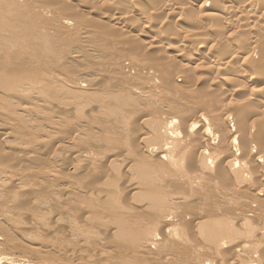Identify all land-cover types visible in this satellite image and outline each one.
<instances>
[{
  "label": "bare ground",
  "instance_id": "bare-ground-1",
  "mask_svg": "<svg viewBox=\"0 0 264 264\" xmlns=\"http://www.w3.org/2000/svg\"><path fill=\"white\" fill-rule=\"evenodd\" d=\"M54 1L0 0V264H264V0H134L131 7L123 3L131 8L126 12L112 2V12H102L107 25L83 28L78 17L90 22V15L69 6L79 0H63L70 8ZM197 4L196 32L171 26L172 13L178 19ZM158 14L165 18L156 22ZM89 24L133 33L125 34L131 44L118 33L127 39L125 49L133 43L149 53L164 46L176 53L171 57L180 69L188 50L197 51L194 44L198 50L206 46L207 53L197 51L206 64L194 70L200 78H193L198 81L191 89L184 78L190 68H182L185 89L175 80L171 57L167 68L165 60L151 64L136 49L151 65H122L127 76L121 81L130 80L135 96L95 93L85 113L81 105L91 103L84 94L96 92L104 79L92 82L75 72L86 60L80 39L93 36ZM88 43L87 58L100 56ZM123 49L117 56L132 55L131 46L126 54ZM140 68L151 78L135 86L129 75ZM243 92L244 101L234 103ZM153 100L160 104L146 103ZM126 108L137 122V113L143 115L134 123L141 124V134L128 124ZM95 113L108 115V125L99 122L97 128ZM128 126L138 138L134 130L125 133ZM57 135L66 146L54 142ZM67 156L81 162L63 163ZM58 164L70 171H63V184ZM81 172L87 174L81 175L84 185ZM61 189L66 199L57 194ZM23 202L34 210L23 209Z\"/></svg>",
  "mask_w": 264,
  "mask_h": 264
},
{
  "label": "rangeland",
  "instance_id": "rangeland-1",
  "mask_svg": "<svg viewBox=\"0 0 264 264\" xmlns=\"http://www.w3.org/2000/svg\"><path fill=\"white\" fill-rule=\"evenodd\" d=\"M53 1H54V0H53ZM61 1L63 2V0H61ZM85 1H86V0H85ZM87 1H90V2H89V5H87L88 3L85 4V2H83V0H82V2L79 0V3H78V2H77V3L74 2L75 4H72V3L70 4V2H69V6L72 5V6H70V7H74V6L76 5V7H74V9H76V10H78V8L81 9V10L76 11L77 13L80 11V12L83 13V15H84V14H85V15H88V16L90 15V16H89V17H90V19H89L90 22H89L87 19H85V18L83 19V17H80V18H82L83 20L80 19V18L78 17L79 14H77L78 22H80V23H79L80 28H83V27L87 26L88 23H93V22L95 23V25H100V26H102V24H103V25H105V24L107 25V24H108V19H104V18L102 17V12H103V13H105V11H106V13H108V11H111V12H112V9H107L109 5L111 6L110 3H112V2H113V3H116V6H117V4H118V7H121V8H120L121 11L124 9L123 12L125 11V9H126V11H128L129 9H130L129 11H131V8H130L131 6H130V5H131L132 3H134V4L136 3V1H134V0H123L124 2H123L122 0H118L117 2L112 1V0H109V3L106 4V2H107L108 0H92L93 4L95 5V6H92V2H91V0H87ZM80 2L83 3V4H85L87 7H86L85 5L83 6V4L81 5ZM120 2H121V3H120ZM125 2H127V3H125ZM129 2H130V3H129ZM54 3H58V2H57V1H54ZM63 3H64V6L68 7V5L65 4V1H64ZM67 3H68V2H67ZM90 3H91V5H90ZM123 3H124L125 5H127V6H130V7L127 9V7H126L125 5H123ZM77 4H78V5H77ZM119 4H120L121 6H119ZM61 5H62V4H61ZM79 5H80V6H79ZM122 5H123V6H122ZM77 6H78V7H77ZM89 6L91 7V9L89 8ZM110 6H109V8H110ZM132 6H133V5H132ZM70 7H68V8H70ZM84 7H85V8H84ZM93 7H94V8H93ZM96 7H97V8H96ZM122 7H123V8H122ZM125 7H126V8H125ZM92 8H93L94 10H96V9H97V10H96V11H93ZM95 8H96V9H95ZM72 9H73V8H72ZM83 9L85 10V12L83 11ZM89 9H90V10H89ZM106 9H107L108 11H107ZM91 10H92V12H87V11H91ZM198 10H199V7H198V4H197V7H193V9H191L190 12H187V14H186V12H185L184 15H182V16L177 15V17L179 16V17L182 18V19L185 17L183 20L181 19L182 21L179 20V21H177V22L175 21V19L178 20V19H180V18H179V17H178V19H177L176 17L174 18V16H176V15H175L174 13H172L171 16H170V19L173 17V18L171 19L173 24H172L171 26H173V27L175 26V28H177V30H179V32H183V33H184V32H187V31H188V32H190V31H191V32H192V31L196 32L195 30L198 29V27H197L198 25H197V21H196V19L199 18V17H197V15H199ZM65 11L68 12V11H70V10L65 9ZM74 11H75V10H74ZM126 11H125V12H126ZM191 11H192V12H191ZM80 12H79V13H80ZM69 13H71V11H70ZM72 13H73V11H72ZM82 13H81V14H82ZM89 13H90V14H89ZM196 13H197V14H196ZM81 14H80V15H81ZM185 14H186V15H185ZM189 14H192V16H190ZM193 14H194V15H193ZM85 15H84V17H85ZM103 15H104V14H103ZM158 15H159V14H158ZM158 15L155 16V21H156V22L162 21L161 19H162L163 17L165 18V15H159V16H158ZM188 15H189L190 17H188ZM81 16H82V15H81ZM88 16H86V17H88ZM157 16H158V18L160 17V18L158 19V21H157ZM186 16H187V17H186ZM98 17H99V18H98ZM161 17H162V18H161ZM194 17H195V19H194ZM196 17H197V18H196ZM93 18L95 19V21L97 20L96 22H98V21L100 20V23L103 22V21H104L105 23L103 22V23H101V24H100V23L97 24L95 21H92V22H91V19L94 20ZM164 18H163V19H164ZM79 19H80V20H79ZM98 19H99V20H98ZM173 19H174V20H173ZM205 19H206V18H205ZM84 20H86L87 23H86V21H84ZM101 20H103V21H101ZM193 20H194V21H193ZM206 20H208V19H206ZM106 21H107V22H106ZM174 21H175V22H174ZM211 21H212V20H210V21L208 20V23H206L205 21H203V22L206 23V24H208V25H212L214 22H215V23H214L215 25H216L217 23H219V25H217V26H219L220 29H225L226 32L228 31V29L225 28L226 26H225V27H221V26L225 25V24H221L222 22L220 23V21H218V22H217V21H214V22L212 21V22H211ZM82 22H84V23H82ZM193 22H195L196 24L193 23ZM210 22H211L212 24H211ZM216 22H217V23H216ZM206 24H205V25H206ZM214 24H213V25H214ZM84 25H85V26H84ZM89 25H90V24H89ZM89 25H88V29H89V31L91 30V31H90L91 33H90V34L93 35V36H91V38H89L88 40L84 39L85 41L83 40V38L80 39V37H79L80 41L82 40L81 43H82V42H83V43L85 42L84 46H86V49H85L86 52H85V53L83 52V54H85V57H84V58H85L86 60H83L82 62H79L80 64L77 63L79 66H81L80 68H78L79 66H77L76 63L74 64L75 66H77L76 68H78L79 71H78V69H76L75 67L72 68V66H71V70L73 71V70L76 69L77 71L75 70V72H77V73H78V72H79V73L81 72L80 74H83V75H89V77H91L90 79H91L92 82H93V79L100 80L101 77L104 78V79H103L102 81H100L101 84H102V86H101V85H100L101 87H100V86H97V91H96V92H93V90H89V91H87V92L84 94V96H85V102H88V104L91 103V106H87V105H84V106H83V105H81V107H83V109H85V110H84V112L86 111L85 113H87V111H88L87 109H89L90 107H93V98H94L93 95H94L95 93H97V94H107V93H109L110 91L115 92V93L118 91L116 94H120V95H121V93H122V95H126V94L129 95V94L131 93L133 96H135V95L133 94V92L130 90V86H128L129 83L126 84V82H127V81L130 82V80L127 79V80H125L124 82L121 81V79H124L123 77L127 76V75L125 74V70H123V69H125V68H123L124 66L122 67V65H125L126 63L131 64V62H132V63L140 64L141 66L146 67V66H150V65H151L152 63H154V62H155V63H159V62H160L159 59H160L161 62H162V61L164 62V60L166 61V62H164V63H166V67L169 66V65L173 66V70H174V69L176 70L177 68H178V70H179V69H180L179 67H181V65H179V66L176 65V66H177V68H176V66L173 65V57H171V56H174L176 53H173V52L167 50L164 46L159 47L157 50H151V51H148L149 53H147V51L144 52V50L141 49V46H139V45L137 44V47L140 48V49H138V48L136 47V45H135L136 43H135V44H134V47H136V49L139 50V52H140V53H139L136 49H134V48L132 47V46H133V43H132V45H129V44L127 43V46L129 45V48H130V46H131V51H130V52L133 51V52H132V55H133V54H136V55H135L136 58H135V57H134L135 59L133 58L134 61H133V60H132V61H129V60L131 59V58H129V56L131 57L132 55H131L130 53H127L128 56L125 57L126 59L124 58V55H122L123 58L125 59V60H123L122 56H120V55H121V53H122V49L125 47V42L123 43L122 39H123V38H127V39H128L129 36L126 37V35H128V34L130 35L131 33H129V32H125V33H124V32H123L124 34H122L121 31H117V33H116V32H115L116 30H114V29H113V30H112V29L110 30V29H108V28H106V27H105V28L102 27V28H103V32L106 31V34L108 33L109 36L107 37V35H106L105 33H103V32L100 33V34H98L99 31L101 32V29H102L100 26H98V27H99V28H98L97 26H94V24H92V25H90V26H92V27L90 28ZM82 26H83V27H82ZM195 26L197 27V29L195 28ZM96 27H97V29H95ZM168 27H169V26H168ZM168 27H167V28H168ZM137 28H138V27H137ZM137 28H136V29H137ZM105 29H107V30H105ZM170 29H172V27H171ZM170 29H168V31H169ZM193 29H194V30H193ZM220 29H219V31H220ZM108 30H109V31H108ZM172 30H174V28H173ZM189 30H190V31H189ZM225 30H222V32L226 33ZM110 31H111V32H110ZM119 32H120L122 35H124V36H122L123 38H122L121 36H119V35H121V34L118 35ZM177 32H178V31H176V33H177ZM113 33H114V34L116 33L117 35H116V34H115V35H116L117 37L114 36ZM126 33H127V34H126ZM220 33H221V32H220ZM224 33H223V34H224ZM103 34H105V36H104ZM125 34H126V35H125ZM132 34H133V33H132ZM132 34H131V35H132ZM180 34H181V33H180ZM180 34L177 35V36L179 37ZM95 35H96V36H95ZM131 35H130V36H131ZM113 36H114V37H113ZM118 36H119V38H118ZM105 37H107V40H108V41H106V38H105ZM120 37H121V39H120ZM212 37H213V36H210V37L207 39V44L210 42L207 46H210V45L212 44V43H211L212 40H210V38L212 39ZM93 38H95V39L98 41V42L96 41V44H94L95 42H93V41H94L95 39H93ZM104 38H105V40H102V39H104ZM108 38H109L110 40H109ZM179 38H180V37H179ZM98 39H99V40H98ZM127 39H123V40H127ZM113 40H114V41H113ZM120 40L122 41V42H121V46H119V42H118V41H120ZM86 41H87V45H86ZM102 41H103V43L108 42V43H106V44H107V45H106L107 48L105 47V44H103V43H102L103 45L101 44ZM109 41H110V44L112 43V47H111V48H110ZM88 42L92 43V44L95 46L96 50H98V51L95 52V53H96V54H100V56L93 55V56H96V57H92V59H89V57L87 58V54H88V55L90 54V52L88 51L89 49L87 48V46H90V45H91V44H89ZM116 42H118V44H116ZM126 42H129V43L131 44V40H129V39H128ZM122 43H123L124 45H122ZM88 44H89V45H88ZM114 44H115L116 46H114ZM96 46H97V47H96ZM101 46H102V47H101ZM103 46H104V47H103ZM108 46H109L110 50H109ZM198 46H200V45L198 44V45L196 46V45L194 44V45L192 46L191 49H192V50H195V49H196V50L198 51V53H199L200 51H201V52H204V50H205V53L208 52V47L206 48V46H205L204 50H203V49L198 50V48H197ZM114 47H115V48H114ZM119 47H121V49H120ZM193 47H194V49H193ZM195 47H196V48H195ZM99 48H100V49H99ZM105 48H106V50H108V51H106ZM116 48H117V49H116ZM118 48H119V49H118ZM129 48L127 49V47H126L127 51L130 50ZM113 49H115V51H114V52H115V55H114V52H112ZM124 49H125V48H124ZM124 49H123V52H125V53H123V54H126V51H124ZM126 49H125V50H126ZM132 49H133V50H132ZM117 50H118V51H119V50L121 51V53H119L120 55L118 54L119 56H117V54H116V53H117V52H116ZM196 50H195V51H196ZM136 51H137V53H136ZM142 51H143L144 53H143ZM197 51L193 53L191 50H188V53H189V54H188V58H189V59H188L187 62H184V63H183V64H185V63L187 64V65L185 64V65L187 66V67H185V69H187V68L189 67L191 70H193V71L196 70V71L198 72V70H200L202 67L205 66V64H206V63H205L206 60L203 59V58H199L198 55H197V54H198ZM105 52H106V53H105ZM107 52H110V54L107 53ZM111 52H112V53H111ZM95 53H94V54H95ZM102 53H105V54H103L104 57H103ZM138 53H139V54H138ZM142 53L144 54L143 56H145V55L147 56V54H148V56H147L148 60H152V59H153L154 61H153V60H152L153 62H152V61H151V62L148 61V63H147V59H146V61H144V62L141 61L139 58H140V57H143L142 55H140V54H142ZM145 53H146V54H145ZM191 53H192L193 55H192ZM107 54H109V55L112 56V57L108 56ZM137 54H138V56H140V57H138ZM190 54H191V55H190ZM194 54H195V55H194ZM106 56H107L111 61H110ZM116 56H117V57H116ZM97 57H99L98 60L101 59L100 57H103V59L106 57L107 60H106V58H105V59H104L105 62H103V63H104V64H105V63L109 64V63L111 62V63H110V66L113 67V64H114V68H110V67H108L109 65H107V64H105V65H106V66H105V65L102 63V60H103V59L100 60V62H99L98 60H96ZM119 57H120V58H119ZM137 57H138V58H137ZM169 57L172 58V59L170 58L171 61H172V63H171ZM95 58H96V59H95ZM112 58H115V60L112 59ZM118 58H119V59H118ZM127 58H128V59H127ZM88 59H89V60H88ZM136 59H137V60H136ZM155 59H156V61H155ZM168 59H169V61H170V63H171V64H169V65H167L168 62H169ZM94 60H96V63H100L99 66H98V64H96L95 62H93ZM113 60H114V61H113ZM119 60H120V61H119ZM135 60H136V61H135ZM139 60H140V61H139ZM142 60H145V58L142 59ZM157 60H158V62H157ZM84 61H87L88 63H86V62H84ZM97 61H98V62H97ZM137 61H138V62H137ZM167 61H168V62H167ZM89 62H90V63H89ZM115 62H116V63H115ZM119 62H122V64L120 63V64H121V65H120ZM149 62L151 63L150 65H149ZM81 63H82L83 66H85V68L81 65ZM85 63H86V64H85ZM90 64H93V65L95 64V67L92 69L91 67H93V65H90ZM117 64H119L120 67H119V65H117ZM161 64H163V63H161ZM101 65L104 66V67H102ZM115 65L117 66V68H120V69L118 70L119 72H122V70H123V72H124V73L122 72L123 75L118 73L117 68H115ZM185 65H182L183 71H184V66H185ZM201 65H202V67H201ZM203 65H204V66H203ZM86 66H88V67H86ZM164 66H165V65H164ZM171 66H169V68H172ZM199 66H200V67H199ZM82 67H83V68H82ZM81 68L83 69V71H80ZM86 68H87V69H86ZM97 68H98V69H97ZM167 68H168V67H167ZM182 68H181L179 71L176 70L177 72L174 71V77L177 76V78H175V80H177V83H178V82H179V83L182 82V83H180V84H181V86H183V87L186 86V83H187V80H188V83H187V84H189V82H190L191 85H190V84L187 85V88L189 87L188 89H191V88L193 87L192 85L198 81L197 78H200V77H198V76H200V75H199V74H198V75L195 74V73H196L195 71H194V73H192V71L189 72L190 69L188 68L189 70H188V71L186 70V73H187V72L189 73V74L187 73L188 76L184 73L185 71H184L183 73H184L187 77H189V79L192 80V81H189V79H188L186 76H184V78L187 79V80H186V81H183L184 78H182V77H183L184 74H182ZM89 69H90V71H89ZM91 69H92L93 72L91 71ZM94 69H95V70H94ZM96 69H97V70H96ZM103 69H105V70H103ZM108 69H109V70H108ZM113 69H114V70H113ZM121 69H122V70H121ZM85 70H86V71H85ZM111 70H113L114 72H113V71L111 72ZM115 70H116V71H115ZM138 70H139V72H138V71H133V73H131L130 75L128 74L129 77L131 78V83H133V85H135V86H137L138 84H140V85H141V84L147 85V83L149 82V79L151 78L150 75H147V74L145 75L144 71L141 70V68L138 69ZM95 71H96V72L99 71V72L94 73ZM106 71H109V72L112 73L113 75H112V74L110 75V74L106 73ZM142 71H143V73H142ZM180 71H181V74H182V75H180ZM89 72H91L92 74L89 73ZM103 72H104V73H103ZM88 73H89V74H88ZM102 73H103V74H102ZM105 73H106V74H105ZM136 73H137V74H136ZM138 73H139L140 75H139ZM175 73H176V74L179 73V75H180L181 77H179L178 74L176 75ZM190 73H192L193 76H191L192 74L190 75ZM90 74H91V76H90ZM95 74H96V75L98 74L97 76H98L99 78L96 77ZM116 74H117V75H116ZM133 74H135L136 77H135V75L133 76ZM94 75H95V77H94ZM99 75H101V77H100ZM121 75H122V76H121ZM124 75H125V76H124ZM105 76H106V79L109 78L110 82L108 81V79H107V81L105 80ZM116 76H119V77H116ZM131 76H132V77H131ZM195 76H196L197 78H196V79H193V78H195ZM111 77H112V78H111ZM113 77H114V78H115V77L117 78V80H115V81H117V82H115L114 80H112ZM190 77H191V78H190ZM102 78H101V79H102ZM137 78H138V79H137ZM118 79H119V80H118ZM139 79H141V80L139 81ZM142 79H143V80H142ZM179 79H181L182 81L179 80ZM178 80H179V81H178ZM194 80H197V81L195 82ZM104 81L107 82V84H106L107 86L103 85L102 82H104ZM118 81H119V82H118ZM136 81H137V82H136ZM141 81H142V82H141ZM144 81H145V82H144ZM100 82L97 81L98 84H100ZM108 82H109V83H108ZM183 82H184V83H183ZM97 83H96V84H97ZM112 83H113V85H112ZM179 83H178V84H179ZM104 84H105V82H104ZM108 84H109V85H108ZM122 84H123V86H122ZM180 84H179V85H180ZM182 84H183V85H182ZM184 84H185V85H184ZM111 85H112V86H111ZM119 85H120V86H119ZM207 85H209V84H207ZM99 87H100V88H99ZM118 87H119V88H118ZM190 87H191V88H190ZM102 88H104V89H102ZM128 88H129V89H128ZM184 88L186 89V87H184ZM115 89H116V90H115ZM102 91H104V92H102ZM107 91H108V92H107ZM110 93H111V92H110ZM244 95H245L244 92L241 93V94H237V95L234 97L235 100H232V101L234 102V101H236L237 99H238V101H239V100H240V101H242V100L244 101V99L246 98V96H244ZM100 96L103 97L102 95H100ZM187 97H188V96H187ZM219 99L221 100V102L224 101V100H225V101L227 100V99H225L224 97H221V98H219ZM225 101H224L223 103H226ZM228 101H229V100H227V102H228ZM106 102L110 103V105H111L110 107H111V108L114 106V102H113V101H111V100H107ZM157 102H159V101H158V100H153V101H147L146 103H147V104H158V105H159L160 103H157ZM186 103H187V102H186ZM189 103H190V102H188L187 104H189ZM234 103H235V102H234ZM84 107H86V108H84ZM79 108H80V107H79ZM127 109H128V108H126V111H127V114H126V115L129 116L128 124L131 123V124L133 125L134 123H135V124L141 123V120L143 119V118H141V116H143V115L137 113L138 119H140V120H139L140 122H137V118H136V116H135L136 113H135V115H133L134 112L131 110V108H129L128 110H127ZM129 112H131V114L133 113L132 115H133L134 117H133ZM82 113H83V112H82ZM128 114H129V115H128ZM94 115L96 116V119H97V123H96L97 128L99 127V125H98V124H100L99 122H102V123L105 124V123H106L105 120H107V119L109 120V119H110V118H107L108 115H103V116H101V115H98L97 113H95ZM69 116H71V115H69ZM69 116L66 117V118H67V122L71 123V119H70ZM106 116H107V117H106ZM131 116L133 117V119H132L133 121L131 120V122H130ZM139 116H140V117H139ZM134 118H136V119H135L136 122H135ZM92 119H93V118H92ZM106 124H107V123H106ZM109 124H110V123H109ZM128 124H127V125H128ZM131 124H130V125H131ZM135 124H134L133 126H132V125H131V126L134 127V128L137 127V128L140 129V130L136 131L137 129L134 130V128H132L131 126H128V127H131V130H130V128H128L129 130H128L127 128H125L124 130H125V133H126V131H127V132L129 131V132H130V131L134 130V131H132V133L134 132V134H135V138H138L139 134L137 135L136 133H139V132L141 131V132H140V134H141L143 130H141V129H142V126H140L141 124H139V126H138V125H135ZM96 125H95V126H96ZM107 125H108V124H107ZM139 127H140V128H139ZM97 128H94V129L96 130ZM99 128H100V127H99ZM91 130H92V132H93V128H92ZM118 130H119V129H118ZM124 130H122V131L119 130V132H120L119 134L123 136V133H124L123 131H124ZM135 131H136V133H135ZM125 133H124V134H125ZM134 134H133V136H134ZM136 135H137V136H136ZM59 136H60V135H59ZM59 136H58V135L56 136L57 139L55 138L56 140H54V142H55L56 144L58 143L57 145H60V146H62V145H61L62 143H65V144H63V146H64V145L66 146L67 143H66V140L64 139V137H63V139H64L65 141H62V142H61V139H60V138H61L62 135H61L60 137H59ZM133 136H131V137H133ZM55 143H54V144H55ZM55 147H56V146H55ZM51 149H54V148H51ZM51 149H49V151H52ZM67 151H68V150H67ZM67 151H66V152H67ZM49 153H51V152H49ZM63 153H65V152H63ZM51 154H52V153H51ZM67 157H70V156H67ZM67 157H66V158H67ZM71 157H72V156H71ZM71 157H70V158H71ZM66 158H65L66 161L63 160V163H66V162H67V163L71 164V163H73V162H74V163H79V161L81 162V160L74 159L73 157H72L71 159H69V162H68V160H67ZM70 160H71V162H70ZM72 161H73V162H72ZM75 161H76V162H75ZM65 165H66V164H58V165L56 166V167H58L57 170H59V169L61 170V169H62V170H61V171H62V174L64 173V175H66V176H64V175H62V174L60 175V176H61L60 183H62V184L66 181V179L63 178V177H66V178H67V174H65V172H70V171H65V170H67V169H64V168H65V167H64ZM67 166H68V165H67ZM61 171H59V172H61ZM63 171H65V172H63ZM81 173H82V174H80V176L78 175V177H79L80 180H82V182H83V181H84V178L87 177V174H86L85 172H84L85 174H84L83 172H81ZM68 174H69V173H68ZM83 174H84L86 177L81 176V175H83ZM78 177H77V178H78ZM82 182H81V183H82ZM85 183H87V182H85ZM85 183L83 182V185H84ZM92 183H93V180H92ZM56 184H57V183H56ZM56 184H55V185H56ZM60 185H61V184H60ZM45 186H46V185H45ZM50 186H51V185H50V183H49V186H47V187H49V189H53V187L50 188ZM61 190H62V192H61L60 190H59V191H60V193H62V194H60L59 191H58V193H57L56 190H55V192H56L57 194H59V195H60L59 197H61L62 199H66V195H65L64 190H63V189H61ZM61 195H62V196H61ZM64 196H65V197H64ZM79 203H80V202H79ZM81 204H82V203H81ZM82 205H83V204H82ZM23 206L25 207V208L23 207V209L34 210L33 208H31L32 206L30 207V205H27V204H25L24 202H23ZM51 211L53 212V210H51ZM77 211H78V210H77ZM55 212H56V210L53 212L52 215L56 214ZM78 212H80V211H78ZM49 213H50V212H49ZM80 214H81V213H80ZM80 214L77 215L76 212H75V213H74V216H75L76 218H78V216H79ZM81 216H82V215H80V217L78 218V220H80ZM23 217H24V216H23ZM23 217H22V214H20L19 220H20V222H21V220H22V221L24 220L23 222H24V224H25V223H27V219H25L26 217H24V218H23ZM21 218H23V219H21ZM23 222H22V223H23ZM2 226H6V225H2ZM25 245H26V244H25ZM228 256H229V255H228ZM228 259H230V257H228Z\"/></svg>",
  "mask_w": 264,
  "mask_h": 264
}]
</instances>
